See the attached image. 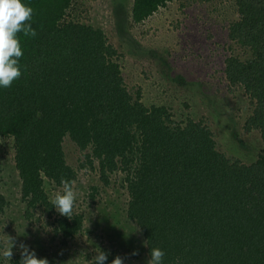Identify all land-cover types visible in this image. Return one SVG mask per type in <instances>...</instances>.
Returning a JSON list of instances; mask_svg holds the SVG:
<instances>
[{
  "label": "trees",
  "instance_id": "1",
  "mask_svg": "<svg viewBox=\"0 0 264 264\" xmlns=\"http://www.w3.org/2000/svg\"><path fill=\"white\" fill-rule=\"evenodd\" d=\"M73 1L22 0L37 35L18 34L21 77L0 88V137L14 139L25 217L38 208L56 214L46 180L62 188V177L78 179L64 147L69 138L84 153L79 167L94 169L105 185L116 171L126 174L130 230L143 235L149 259L160 248L163 264H264V0H234L224 67L253 106L244 129L260 132L263 150L251 164L221 152L203 119L177 123L165 105L148 107L140 91L135 97L118 49L103 28L72 16ZM169 1L134 0L133 20ZM54 222L67 244L85 217L73 210ZM101 251L105 264L116 256L128 264L120 251Z\"/></svg>",
  "mask_w": 264,
  "mask_h": 264
},
{
  "label": "rangeland",
  "instance_id": "2",
  "mask_svg": "<svg viewBox=\"0 0 264 264\" xmlns=\"http://www.w3.org/2000/svg\"><path fill=\"white\" fill-rule=\"evenodd\" d=\"M73 2L72 16L103 28L118 49L125 84L135 97L140 91L148 107L165 105L177 123L203 119L227 157L247 164L258 159L263 150L260 132L244 129L253 106L224 73L231 49L229 25L238 17L234 0H171L141 22L132 17L134 0ZM64 147L68 163L78 171L74 211L85 217L82 232L67 244L54 233L58 212L50 217L38 208L33 218L25 217L14 139L0 137V253L7 236L15 242L11 260L0 255V264H19L21 243L49 264H92L103 248L120 251L128 264H147L145 239L138 231L132 234L134 224L127 218L126 174L116 171L105 185L94 169L79 167L84 153L69 138ZM45 188L51 200L63 190L48 180ZM134 251L138 255H131Z\"/></svg>",
  "mask_w": 264,
  "mask_h": 264
},
{
  "label": "clouds",
  "instance_id": "3",
  "mask_svg": "<svg viewBox=\"0 0 264 264\" xmlns=\"http://www.w3.org/2000/svg\"><path fill=\"white\" fill-rule=\"evenodd\" d=\"M33 9L22 3V0H0V88H10L15 80L21 77L19 64L23 56L19 33L25 37H35L36 30L30 23ZM74 181L61 178L62 192H58L50 201L61 216L73 218V210L76 205L77 191L74 188ZM15 242L7 236V247L0 255L6 261L13 256ZM21 260L19 264H49L46 258H37L34 250L23 243L19 245ZM131 255H138L133 252ZM165 253L160 248H152L150 259L147 264H163ZM108 253L99 251L92 260V264H105ZM111 264H124V259L116 256Z\"/></svg>",
  "mask_w": 264,
  "mask_h": 264
}]
</instances>
